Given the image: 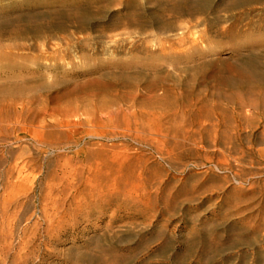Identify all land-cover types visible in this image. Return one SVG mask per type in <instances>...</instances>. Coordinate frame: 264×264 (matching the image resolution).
Returning <instances> with one entry per match:
<instances>
[{
  "label": "rangeland",
  "instance_id": "1",
  "mask_svg": "<svg viewBox=\"0 0 264 264\" xmlns=\"http://www.w3.org/2000/svg\"><path fill=\"white\" fill-rule=\"evenodd\" d=\"M195 1L0 0V264H264V2Z\"/></svg>",
  "mask_w": 264,
  "mask_h": 264
},
{
  "label": "bare ground",
  "instance_id": "2",
  "mask_svg": "<svg viewBox=\"0 0 264 264\" xmlns=\"http://www.w3.org/2000/svg\"><path fill=\"white\" fill-rule=\"evenodd\" d=\"M199 1V0H198ZM247 1H251V0H247ZM257 2H264V0H256ZM196 3V4H195ZM199 3H197V1L191 3L190 0H172V2L167 3V7L166 10L169 13V16L172 20H176L180 17L183 16H189L191 19L196 18L197 14L200 13V11L202 10L201 8H199L200 6L198 5ZM174 22H170V25H173ZM248 28L255 26L253 25V23H249L247 24ZM259 28H263L264 29V19L263 22L259 25H257ZM255 28V27H254ZM255 47H251L248 49V53L247 56H245V58H243L240 64L235 65V70L236 72H238V80L237 82L232 81L230 79H226V78H220L219 77V70H217V74H216V78L218 79L219 83H224L227 86L233 87V86H237L239 88L240 91H236L233 94L229 95V102H232L235 104V101L232 100L235 96L236 98L239 99V97L247 95L249 96L248 102L245 103L241 100L236 101L238 102V106L241 108L244 104H248L250 105V107L256 108L259 111V114H261L264 117V89L259 85L260 80H262L261 76L255 75L253 74V68L256 67L255 61H253L252 58V54L255 51ZM253 52V53H252ZM252 53V54H250ZM212 67V68H216L214 67L213 62H207L205 64H202L201 67ZM218 69V68H217ZM126 74H120L116 79H114V82L117 84H126ZM117 80H119V82H116ZM113 82L110 81L105 82L102 81L100 79H96V80H92L86 83V87L87 88H105L108 87V85L110 86V84H112ZM258 84V85H257ZM150 88L155 87V84H150L149 85ZM31 87H29L28 89H30ZM26 90H28L27 88H25ZM24 87L21 85H14V86H6V85H0V121L3 120L2 117L4 115V117L6 116L5 112L7 111V109L11 108V109H15V107H17L18 109V113H19V118L22 116H24L21 119H18V121L16 123H19L20 121H23V123L27 122L28 119L25 116L26 111H24V108L27 109V103L29 104H36L35 106H41V102L39 103V100L36 99L35 97H31L29 99V101H18L19 97L22 95V93H24ZM243 91V92H241ZM190 93V90H186L185 95L188 96ZM222 91L219 90L218 92V96L222 95ZM241 95V96H240ZM8 98V99H7ZM3 100H7V101H3ZM18 103V104H17ZM170 108H172V105H169ZM171 110V109H169ZM210 121V126L214 127V125H216V123L212 122L211 119H208ZM191 129V128H190ZM195 132V130H193V133ZM25 163H23L21 166H19V164L17 165L18 171H19V175L18 177H20L21 179H26L25 176H22V169L24 168Z\"/></svg>",
  "mask_w": 264,
  "mask_h": 264
}]
</instances>
